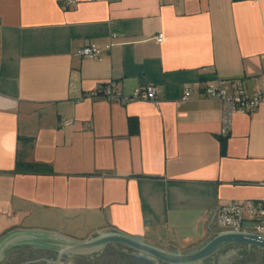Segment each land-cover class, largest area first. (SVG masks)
I'll use <instances>...</instances> for the list:
<instances>
[{"label": "crops", "instance_id": "obj_1", "mask_svg": "<svg viewBox=\"0 0 264 264\" xmlns=\"http://www.w3.org/2000/svg\"><path fill=\"white\" fill-rule=\"evenodd\" d=\"M110 81L157 101L107 98ZM211 82L264 86V0H0V236L189 249L223 229L222 204L264 200V103L223 131Z\"/></svg>", "mask_w": 264, "mask_h": 264}, {"label": "water", "instance_id": "obj_2", "mask_svg": "<svg viewBox=\"0 0 264 264\" xmlns=\"http://www.w3.org/2000/svg\"><path fill=\"white\" fill-rule=\"evenodd\" d=\"M246 226L250 227L251 222L246 221ZM23 244L54 247L59 258L64 254L99 251L108 244H122L167 264H196L230 244H245L264 250V236L249 229L223 228L213 232L194 247H173L174 250H170L159 242L144 240L114 229L96 231L85 239H76L52 231L14 229L0 236V262L8 248Z\"/></svg>", "mask_w": 264, "mask_h": 264}, {"label": "built area", "instance_id": "obj_3", "mask_svg": "<svg viewBox=\"0 0 264 264\" xmlns=\"http://www.w3.org/2000/svg\"><path fill=\"white\" fill-rule=\"evenodd\" d=\"M74 2V0H69ZM162 38V33L157 35ZM80 54L95 57L99 50L93 46L81 47ZM100 92L107 98L123 97L131 101L134 99H147L156 102V89L154 85L144 88H136L128 96H122L121 92L115 88L113 81L101 87ZM205 95L218 98L223 104V131H227L231 126V118L234 113L249 111L264 103V86L257 92L249 93L241 85H237L228 93L221 82H211L204 87ZM188 90H185L184 97H187ZM246 214L250 218L246 217ZM217 221L224 229H249L250 231L264 236V200H241L237 202L225 203L219 206ZM246 221L251 222V226H246Z\"/></svg>", "mask_w": 264, "mask_h": 264}, {"label": "flooded vegetation", "instance_id": "obj_4", "mask_svg": "<svg viewBox=\"0 0 264 264\" xmlns=\"http://www.w3.org/2000/svg\"><path fill=\"white\" fill-rule=\"evenodd\" d=\"M168 249L174 250L172 246ZM0 264H167L122 244H108L86 254L58 257L54 247L23 244L8 248ZM196 264H264V250L245 244H230Z\"/></svg>", "mask_w": 264, "mask_h": 264}, {"label": "trees", "instance_id": "obj_5", "mask_svg": "<svg viewBox=\"0 0 264 264\" xmlns=\"http://www.w3.org/2000/svg\"><path fill=\"white\" fill-rule=\"evenodd\" d=\"M41 164L35 162L18 161L16 170L20 172H44Z\"/></svg>", "mask_w": 264, "mask_h": 264}, {"label": "rangeland", "instance_id": "obj_6", "mask_svg": "<svg viewBox=\"0 0 264 264\" xmlns=\"http://www.w3.org/2000/svg\"><path fill=\"white\" fill-rule=\"evenodd\" d=\"M22 149H23V147H22ZM26 224V223H25ZM89 237V236H88Z\"/></svg>", "mask_w": 264, "mask_h": 264}]
</instances>
